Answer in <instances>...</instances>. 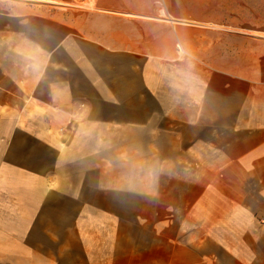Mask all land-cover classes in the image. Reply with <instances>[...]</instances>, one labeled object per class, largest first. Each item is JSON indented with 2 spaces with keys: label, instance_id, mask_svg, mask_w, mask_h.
Returning <instances> with one entry per match:
<instances>
[{
  "label": "crops",
  "instance_id": "obj_1",
  "mask_svg": "<svg viewBox=\"0 0 264 264\" xmlns=\"http://www.w3.org/2000/svg\"><path fill=\"white\" fill-rule=\"evenodd\" d=\"M227 0H0V264H264V35Z\"/></svg>",
  "mask_w": 264,
  "mask_h": 264
},
{
  "label": "rangeland",
  "instance_id": "obj_2",
  "mask_svg": "<svg viewBox=\"0 0 264 264\" xmlns=\"http://www.w3.org/2000/svg\"><path fill=\"white\" fill-rule=\"evenodd\" d=\"M231 1V0H227ZM236 3L250 4L252 8H237V16L242 18L244 25L262 31L264 35V0H232Z\"/></svg>",
  "mask_w": 264,
  "mask_h": 264
}]
</instances>
